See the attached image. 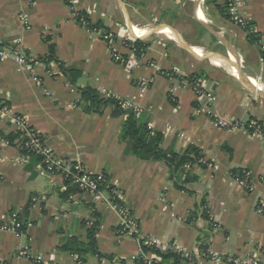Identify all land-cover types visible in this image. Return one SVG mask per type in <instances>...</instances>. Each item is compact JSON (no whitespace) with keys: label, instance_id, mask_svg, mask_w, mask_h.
Masks as SVG:
<instances>
[{"label":"crops","instance_id":"0c3cea01","mask_svg":"<svg viewBox=\"0 0 264 264\" xmlns=\"http://www.w3.org/2000/svg\"><path fill=\"white\" fill-rule=\"evenodd\" d=\"M244 2L243 14L261 44L250 42L249 33L229 19L225 0H74L77 11L114 34L115 50L125 59L131 54L122 41L150 42L129 67L113 59L98 34L76 22L67 0H0V46H20L33 61L54 44L65 67L81 71L73 84L55 61L47 68L41 62L22 67L13 57L0 60V107L8 109H0V137L19 132L20 117L55 154L90 173H104L140 234L155 239L161 252L176 245L198 253L190 264H264V213L258 211L264 204V135L231 129L233 120L264 123V97L244 87L236 65L205 57L231 58L264 89V0ZM153 23L155 34L145 26ZM194 72L214 91L213 103L197 99L187 78ZM85 86L102 97L110 93L130 101L136 116L163 134V149L183 153L195 145L208 164L184 168L171 179L165 162L137 158L120 140L126 115H113L111 107L103 114L84 111L80 88ZM20 137L0 144V221L17 211L25 233L0 230V264H134L144 250L142 239L119 234L120 215L107 195L63 196L73 185L46 173L42 160L21 149ZM188 171L199 179L183 184ZM94 211L101 214L99 249L113 258L81 259L60 250L68 236L85 239Z\"/></svg>","mask_w":264,"mask_h":264},{"label":"built area","instance_id":"2783aa9c","mask_svg":"<svg viewBox=\"0 0 264 264\" xmlns=\"http://www.w3.org/2000/svg\"><path fill=\"white\" fill-rule=\"evenodd\" d=\"M67 1L71 7L72 16L74 17L76 22L80 26L88 29L89 24L92 22L90 16L84 14L83 12L77 11L73 6L74 0ZM244 3V0H225L227 13L229 15V19L234 24L245 30L247 33H254V26L249 23L246 16L243 14L242 8L244 6ZM22 20L25 24H27V28H30L29 19L26 15L22 16ZM88 31L98 34L104 41L108 43V47L110 48L112 57L115 61L126 64L129 67H134L137 63V59H140V57L136 55V48L134 47V38L129 37L125 39V41H122L123 44L128 47L131 54V56L125 59L123 55H121L115 50L116 40L113 33L108 32L103 28H94L91 30L88 29ZM9 57H13L17 61V63L22 67H34V65L39 63L29 60L20 46L10 48L0 46V60L3 61L5 59H8ZM262 61L264 62V57L262 58ZM150 66L156 68V65L152 63L150 64ZM53 71L54 70L51 68L49 72L53 73ZM148 83L149 82L147 80H144L142 82V87L144 90L148 88ZM191 85L193 87L197 99H204L210 104L213 103V101L215 100V94L206 80L196 79L192 81ZM106 97L118 99L119 105L122 109H129L130 111L134 110L136 113L138 112V109L134 108L131 102L126 99H121L110 93H108ZM0 109L3 111L8 110L6 107H0ZM16 120L18 121L21 127V137L18 140V144L27 155L38 154L42 157L41 165L46 173L50 175H61L65 181H68L72 185L77 186L82 192L90 193L95 199H100L102 197V194L107 195L108 201H110L116 207L120 215V225L118 227L119 234H128L137 237V239H142V243H140L142 247L147 246L159 249L157 241L155 239L146 238L140 234L139 224L135 219L134 215L129 210V208L122 201L121 203L114 202L115 197L121 199V196L117 189L110 184L107 176L104 173H90L89 171L85 170L80 164L74 163L68 159L58 156L53 151H51V149L46 145L43 136L38 131L33 128L30 129L26 122L20 117H17ZM222 122L223 121H220L221 124ZM239 128H243L249 132L258 134L260 136L264 135V123H261L259 121H231L232 130H236ZM0 144L7 145L10 144V141L8 139L0 137ZM200 162L203 164H208L205 159H201ZM190 167L191 166L189 164H186L184 166L185 169H190ZM236 179L243 183L248 189H251V186L248 184L246 179H243L241 177H236ZM34 200L36 201L37 199ZM258 211L260 213H264V204H261L258 207ZM24 227V219L17 211L12 212L7 220L0 221L1 231H9L14 232L18 235H22L25 233ZM165 250L181 254L182 256L188 258L190 261H193L195 258L198 257V253L194 255L192 253L180 251L176 245H169ZM139 257L143 259L142 264H161L163 260L162 257L158 256L152 251L141 250L139 256L135 257V260ZM42 260V256H38L36 258L37 262H42ZM80 262L81 264H86L82 261Z\"/></svg>","mask_w":264,"mask_h":264},{"label":"trees","instance_id":"16d2710c","mask_svg":"<svg viewBox=\"0 0 264 264\" xmlns=\"http://www.w3.org/2000/svg\"><path fill=\"white\" fill-rule=\"evenodd\" d=\"M227 11V9H226ZM229 17V15H227ZM102 28L100 22H91L88 29ZM248 38L250 42L261 44V39L258 33H249ZM150 46V42L137 39L134 42V47L136 48V55L142 57ZM55 61L59 64L61 70L64 72L66 77L73 84L77 83V80L81 76V71L67 68L64 65V62L58 59L56 56L54 44L49 45L48 53L42 57H39L33 62H41L46 65L48 68L50 63ZM202 74L194 72L187 76L189 81L196 80L198 77H201ZM81 99H82V108L86 112H96L103 114L104 110L108 107L112 108V114L118 115L117 104L119 100L116 98H106L102 97L97 90L92 87L85 86L80 88ZM30 129H32L29 126ZM1 132V131H0ZM21 132L16 134H8L7 138L10 141H13L15 138L19 137ZM120 140L127 143L131 154L136 156L141 160H152V161H162L165 162L170 168V178L173 179L181 171H184V166L189 164L191 167L196 165H202L200 160L203 158L200 149L195 145H190L183 153H177L174 151H167L161 147L163 140V134L159 131L152 130L146 122H143L140 118L136 116V112L131 110L129 114L126 115V118L123 121ZM25 152V151H24ZM34 156L39 162L42 160V157L38 154H30ZM233 173L236 174L237 171L233 170ZM240 175L242 172H239ZM242 176V175H241ZM199 176L196 174H191L189 171L186 174V177L183 180V184L197 181ZM65 184H69L68 181H65ZM183 184H178L177 187L184 189ZM80 189L73 185V188H69L66 193H63V196H66L70 192H79ZM121 199L118 197L114 198V202H120ZM201 205H205V199L201 201ZM93 221L89 227L86 229L85 239H80L77 236H68L65 243L60 246V250L75 254L81 259H84L88 255L97 256V258L107 257L109 259L113 258L111 254H104L100 251L97 241V233L100 229L101 223V214L97 211L93 212ZM144 251H152L158 256L162 257L161 264H190L188 258L182 256L181 254L166 251L161 252L155 247L143 246ZM122 264H125L124 261H121ZM143 259L141 257L137 258L134 264H142Z\"/></svg>","mask_w":264,"mask_h":264},{"label":"water","instance_id":"95a60500","mask_svg":"<svg viewBox=\"0 0 264 264\" xmlns=\"http://www.w3.org/2000/svg\"><path fill=\"white\" fill-rule=\"evenodd\" d=\"M176 35H178V33H176ZM179 37V40L180 42H182L183 45H185L186 47H188L189 49H191L190 46H188L185 42L182 41L181 37L178 35ZM212 56L214 57H222L225 59V61H227L228 63H230V65H236L238 67V70H239V76H238V79L240 80V82L244 85V87L262 97H264V89L263 88H260V87H257L252 81H251V78L250 77H247L244 72L240 69V67L238 66V64L233 61L231 58H227V57H223V56H220L218 54H215V53H209L208 56H205L206 58H209V59H212ZM118 111L120 114L122 115H127L129 114L131 111L129 109L127 110H124V109H121L120 107H118Z\"/></svg>","mask_w":264,"mask_h":264},{"label":"rangeland","instance_id":"374dc122","mask_svg":"<svg viewBox=\"0 0 264 264\" xmlns=\"http://www.w3.org/2000/svg\"><path fill=\"white\" fill-rule=\"evenodd\" d=\"M145 26H148L150 31H152L153 33L152 34H155L154 31H155V28L158 26L157 24L153 23V24H148V25H145Z\"/></svg>","mask_w":264,"mask_h":264},{"label":"bare ground","instance_id":"6f19581e","mask_svg":"<svg viewBox=\"0 0 264 264\" xmlns=\"http://www.w3.org/2000/svg\"><path fill=\"white\" fill-rule=\"evenodd\" d=\"M168 32H169V31H168ZM166 35H167V34H166ZM172 36H174V35L172 34ZM172 36H171V37H172ZM172 38H173V37H172ZM178 40H179V39H178ZM194 49H196V48H194ZM198 49H199V48H198ZM212 59H213V57H212ZM256 86H257V85H256ZM257 87H258V86H257Z\"/></svg>","mask_w":264,"mask_h":264}]
</instances>
